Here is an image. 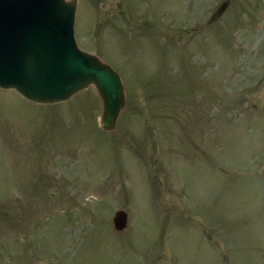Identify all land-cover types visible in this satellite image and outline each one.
Masks as SVG:
<instances>
[{"label":"rangeland","instance_id":"obj_1","mask_svg":"<svg viewBox=\"0 0 264 264\" xmlns=\"http://www.w3.org/2000/svg\"><path fill=\"white\" fill-rule=\"evenodd\" d=\"M222 1L76 0L124 86L111 131L93 85L0 88V264H264V0L208 24Z\"/></svg>","mask_w":264,"mask_h":264},{"label":"water","instance_id":"obj_2","mask_svg":"<svg viewBox=\"0 0 264 264\" xmlns=\"http://www.w3.org/2000/svg\"><path fill=\"white\" fill-rule=\"evenodd\" d=\"M224 0L208 20L224 13ZM76 0H0V88L13 89L37 104L66 101L93 85L102 102L100 127L115 128L125 105L119 74L74 38ZM127 212L117 210L113 227L127 226Z\"/></svg>","mask_w":264,"mask_h":264},{"label":"flooded vegetation","instance_id":"obj_3","mask_svg":"<svg viewBox=\"0 0 264 264\" xmlns=\"http://www.w3.org/2000/svg\"><path fill=\"white\" fill-rule=\"evenodd\" d=\"M233 0H230V3L232 2Z\"/></svg>","mask_w":264,"mask_h":264}]
</instances>
